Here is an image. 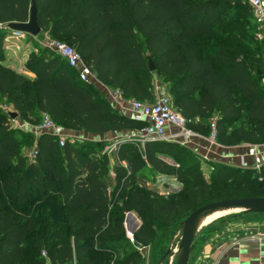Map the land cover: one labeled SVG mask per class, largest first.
Listing matches in <instances>:
<instances>
[{
	"label": "trees",
	"instance_id": "obj_1",
	"mask_svg": "<svg viewBox=\"0 0 264 264\" xmlns=\"http://www.w3.org/2000/svg\"><path fill=\"white\" fill-rule=\"evenodd\" d=\"M30 4L0 0V23L26 22ZM36 4L42 31L73 46L97 79L125 99L154 101L159 80L193 131L210 135L215 117L217 142L264 141V36L257 38L258 25L244 0ZM5 34L0 28V264H144L126 236V213L140 220L136 243L156 253L198 207L264 197V164H215L206 176L191 150L170 141L120 142L116 154L126 166L115 165L111 189L110 158L101 151L105 142L74 138L60 146L56 136L43 132L30 159L25 150L34 135L12 127L9 111L36 126L46 113L66 130L91 133L121 135L141 130L145 122L119 113L46 48L48 53L27 56L34 80L6 66ZM146 170L176 177L180 189L163 195L139 187L137 178Z\"/></svg>",
	"mask_w": 264,
	"mask_h": 264
},
{
	"label": "crops",
	"instance_id": "obj_2",
	"mask_svg": "<svg viewBox=\"0 0 264 264\" xmlns=\"http://www.w3.org/2000/svg\"><path fill=\"white\" fill-rule=\"evenodd\" d=\"M35 39L38 40V38ZM29 41L27 37L25 45L27 49L31 47V42ZM16 52L15 50L8 52L4 64L27 78L34 80L35 74L28 71L25 67L27 61L26 50L19 54ZM90 83L98 89L106 97L110 105L117 110L118 107L112 96V90L100 81H93ZM156 85L161 86L162 84L159 80H156L154 90H156ZM10 110H12L11 107ZM126 115L132 117L133 113L127 110ZM11 121V125L16 128H19L20 125H26V128L28 127L30 129L36 141L39 135L35 130L36 125L27 123L20 117L14 120L12 119ZM166 130L170 134H173L172 139L169 141L181 145L183 136L179 134L178 129L173 126H167ZM64 131L79 139L102 142L114 140L119 137L141 136V130L137 129L127 130L121 135L116 132L91 133L84 130L71 131L66 129H64ZM190 140V144H187L186 147L200 159L203 172L206 176H209L215 164H226L234 167L254 169L256 166V155L264 161V141L227 145L212 141L207 132H203V134L197 133L192 136ZM141 145L143 144L141 143ZM25 153L29 156V151L27 149ZM109 158L110 169L117 164L126 166L125 162H120L118 160L116 153L115 156ZM132 214L136 219L130 215L125 220V225H127L128 229L134 231L136 222H139L140 225V220L136 214ZM233 223L238 224V222ZM196 242L197 241L194 240L191 247L188 264H264V230L254 229L243 236H239L235 233L234 235L226 234L224 231L213 236H207L203 233L201 242H199V244ZM149 250L150 248L146 249L142 255L148 256Z\"/></svg>",
	"mask_w": 264,
	"mask_h": 264
},
{
	"label": "built area",
	"instance_id": "obj_3",
	"mask_svg": "<svg viewBox=\"0 0 264 264\" xmlns=\"http://www.w3.org/2000/svg\"><path fill=\"white\" fill-rule=\"evenodd\" d=\"M250 5L253 11V19L258 25L257 38L262 39L264 33L262 28L264 27V0H244ZM1 29H6V34L4 36V47L6 54L14 50L20 49L17 41L19 39L27 38L28 35L17 30H11L7 28V25L0 23ZM39 42L46 49L52 51L53 53L59 55L64 59L67 64L77 70L80 80L85 82L99 81L96 75L91 71L90 67L84 62L82 55L71 45L63 42L61 40L52 38L49 34L42 32L40 36H36ZM112 96L117 104V111L121 114L126 115V111L130 110L133 113V118L139 122H145V126L141 129L140 137H123L117 138L110 146L105 147V152L113 150V148L118 147V144L122 141H139L142 144L146 140H160L169 141L172 139L173 134L167 132V126H173L178 129L180 135L183 136L181 145L186 146L190 144V138L197 134L188 127V123L191 120L183 117L179 112L172 108L171 97L164 85H156L155 99L152 102L138 101L134 99H125L121 92L118 90H112ZM26 125H20L19 128H24ZM37 133L41 134L43 132L54 135L58 138L59 145L64 146L67 140H72L76 137L66 133L64 128L57 125L46 113L43 114L41 123L35 126ZM216 118L212 117L210 119V139L215 141L216 135ZM36 150V149H35ZM35 150L29 153V158H33L35 155ZM256 166L255 169H259L264 161L260 159L258 155L255 156ZM213 169V168H212ZM163 176L162 184H160L158 191L160 194L169 195L171 193L177 192L180 189V183L176 177ZM131 212H128L125 216V220L130 216ZM125 224V221H124ZM126 229V236L129 241L135 245L136 249L144 254V251L148 249L147 246H142L137 244L134 239V232L131 229ZM42 257L46 258L47 253L45 250L41 252ZM146 264V263H144Z\"/></svg>",
	"mask_w": 264,
	"mask_h": 264
},
{
	"label": "rangeland",
	"instance_id": "obj_4",
	"mask_svg": "<svg viewBox=\"0 0 264 264\" xmlns=\"http://www.w3.org/2000/svg\"><path fill=\"white\" fill-rule=\"evenodd\" d=\"M38 36H40V35H38ZM29 42H31V47L27 49L25 46L26 45V38L19 39L17 41V43H18L20 49L15 50V51H17L16 53H18V54L20 52L23 53V52H25V50H26L27 56L30 53H45V52L48 53V51H46L45 47H43V45L39 42V40H36L34 37H32V39ZM38 121H35V123H38ZM26 122L30 123L28 121H26ZM19 129L24 130V132H26V133H32L28 127L27 128L26 127L19 128ZM132 137H135V136H132ZM114 140L104 141L105 145H104L103 149L101 150L102 153H106L107 155H109V157L115 156L116 148H113V150H111V151L105 152V147L110 146L114 142ZM135 143L136 144L138 143L139 145H141V142H139V141H135ZM35 147H36V141L34 138L33 145L31 147H28L27 150L29 151V153H31L35 150ZM166 160L169 163L175 164L174 160H172L170 158H166ZM192 162L194 163V161H192ZM110 170L111 171H110L108 185H109V188L111 189L113 187V184H114L115 165ZM162 178H163V176L156 174V173H153L150 170H146L143 175H140L137 178L136 184L139 187L157 190V188H159L160 184H162ZM242 195L246 196L247 193L243 192ZM241 197H243V196H241ZM126 214H125V216H126ZM232 215H236L237 217L235 219H231ZM233 222H238V224H235ZM254 229L264 230V215L257 214V213H251V212H244L241 210H234V211H230L227 215L219 218L217 221H215L211 225H209V226L203 228L202 230L198 231L194 240H196L197 241L196 243L199 244V242H201V240H202L203 233L206 234L207 236H213L215 234H218V233L224 231V233H226V234L234 235V233H235L239 236H243L246 233H249L251 230H254ZM181 234H182V227L175 234H173L170 237V239L167 240L166 243L162 244V248L164 250L158 249L157 252L154 253V251H152V249H150L148 256L143 255L144 262H146V264H176L177 260H178L179 253H180L179 243H180Z\"/></svg>",
	"mask_w": 264,
	"mask_h": 264
},
{
	"label": "water",
	"instance_id": "obj_5",
	"mask_svg": "<svg viewBox=\"0 0 264 264\" xmlns=\"http://www.w3.org/2000/svg\"><path fill=\"white\" fill-rule=\"evenodd\" d=\"M37 12L36 0H31L28 20L26 22H9L7 23V28L21 31L32 37L42 34L43 31L38 23ZM148 63L150 70L155 71L156 65L149 56ZM8 114L13 120L18 118V114L16 112L9 111ZM218 208H233L244 212L264 214V197L249 196L222 199L202 205L190 212L182 224V234L179 243L180 253L176 264H188L189 262L191 247L197 234L196 225L198 218L202 214ZM129 215H132L133 218L136 219L132 213ZM236 217V215H232L231 219H235ZM137 227H139V222H136L134 231Z\"/></svg>",
	"mask_w": 264,
	"mask_h": 264
},
{
	"label": "bare ground",
	"instance_id": "obj_6",
	"mask_svg": "<svg viewBox=\"0 0 264 264\" xmlns=\"http://www.w3.org/2000/svg\"><path fill=\"white\" fill-rule=\"evenodd\" d=\"M237 209H233V208H218L212 211H209L205 214H202L197 221V225H196V233L200 230H202L203 228L211 225L212 223H214L215 221H217L219 218L227 215L230 211H234Z\"/></svg>",
	"mask_w": 264,
	"mask_h": 264
}]
</instances>
